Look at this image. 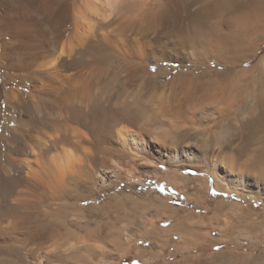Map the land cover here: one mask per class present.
<instances>
[{
	"label": "bare ground",
	"instance_id": "6f19581e",
	"mask_svg": "<svg viewBox=\"0 0 264 264\" xmlns=\"http://www.w3.org/2000/svg\"><path fill=\"white\" fill-rule=\"evenodd\" d=\"M3 1L7 17L24 12L26 24L15 23L22 29L16 48L26 52L19 63L2 65L25 74L9 79L18 89L0 112V264H61L126 253L139 237L134 224L140 206L127 186L138 184L145 167L184 158L183 143L200 133L159 121L146 94L153 93L152 68L168 51L202 47L223 60L225 53H246L262 39L264 0ZM213 16L217 25L207 21ZM159 32L165 40L155 39ZM234 58L229 62L243 59ZM252 83V94L243 93V84L236 96L245 98L234 100L250 113L240 126L248 131L241 147L249 148H226L222 138L231 127L225 125L217 157L228 166L231 183L263 196L264 78ZM206 145L214 152L212 142ZM215 156L206 155L202 164ZM166 177L188 188L189 178ZM193 180L204 191L198 185L204 179ZM128 204L131 213L123 214ZM97 216L103 222L89 219Z\"/></svg>",
	"mask_w": 264,
	"mask_h": 264
},
{
	"label": "rangeland",
	"instance_id": "374dc122",
	"mask_svg": "<svg viewBox=\"0 0 264 264\" xmlns=\"http://www.w3.org/2000/svg\"><path fill=\"white\" fill-rule=\"evenodd\" d=\"M235 2L241 5L246 0ZM199 7L200 4L194 5L193 11ZM23 13H18L14 18L7 17V5L0 0L1 114H4L9 92L18 89L9 84V79L25 74L17 69H2V65L19 63L20 53L26 52L25 48H16V43L22 41L18 37L22 29L15 23L26 24ZM218 20L217 16L207 19L212 25H217ZM154 36L160 41L165 35L159 32ZM30 38L29 35L26 40ZM190 50L162 54L166 60L154 66L151 71V77L154 78L151 79L153 93L146 94L152 107L156 108L159 121L174 128H190L193 134L195 131L200 132L199 135H191L192 138L190 136L191 139L181 147L187 154L193 152L200 158L196 160L194 154H185L184 158L172 159L173 162L167 166L155 164L141 169L138 184L127 186V195L140 202L137 209L138 220L134 224L139 231V237L129 245L126 253L119 255L113 251L106 254L107 256L99 255L94 259L84 256L75 261L69 259V263L94 264L98 261L96 264H264V195L254 194L231 183L229 179L233 176L228 166L217 157L222 151L218 149L217 140L225 125L231 127L226 139L222 138L226 141V148H233L239 153L249 148L245 143L241 147L244 141L242 134H247L248 131H241L240 126L241 120H246L250 113L242 112L239 105L235 107L234 103L237 102L234 100L235 97L237 101L245 98L242 95L236 96L239 86L248 84V90H243V93L248 92L249 96L252 94V82L264 78V33L262 39L246 53H225L224 60L214 51L215 54L212 51L209 53L207 48ZM233 57H236L234 60L241 57L243 59L229 62ZM248 100L251 102L252 99ZM243 106L249 109V105ZM162 131L157 130L158 133ZM209 141L212 142L214 152L206 145ZM211 153L216 156L205 166L201 159ZM203 165L204 169L201 171L194 169ZM146 170L154 172L147 173ZM168 172L170 175L178 174L189 178L186 184L188 188L179 189L171 185L166 177ZM216 172L220 174L219 178L214 174ZM195 177L204 179V182L198 184L201 185L200 191L204 189L201 193L195 187L198 183L193 180ZM109 196H113V193ZM130 207L129 204L126 205L123 214L131 213ZM89 219L95 223L103 220L102 216ZM112 220L115 218L112 217L110 221ZM125 223L127 226L128 223Z\"/></svg>",
	"mask_w": 264,
	"mask_h": 264
}]
</instances>
